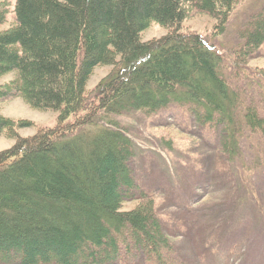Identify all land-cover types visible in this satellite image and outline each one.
I'll return each instance as SVG.
<instances>
[{"label":"trees","instance_id":"1","mask_svg":"<svg viewBox=\"0 0 264 264\" xmlns=\"http://www.w3.org/2000/svg\"><path fill=\"white\" fill-rule=\"evenodd\" d=\"M236 0H15L14 24L2 29L0 103L21 98L56 115L55 125L32 136L25 120L0 115V264H120L123 254L164 264L167 237L131 175L130 139L116 118L153 114L171 104L189 107L199 125L219 128L234 156L242 128L264 149V112L243 107L227 83L225 60L200 35L182 31L189 9L215 20L224 32ZM264 7L240 33L234 54L243 63L264 45ZM151 23L168 30L141 40ZM97 66L112 67L93 89ZM172 264V263H171Z\"/></svg>","mask_w":264,"mask_h":264},{"label":"rangeland","instance_id":"2","mask_svg":"<svg viewBox=\"0 0 264 264\" xmlns=\"http://www.w3.org/2000/svg\"><path fill=\"white\" fill-rule=\"evenodd\" d=\"M8 8L2 29L14 24L15 0H0ZM264 0H236L224 32L213 30L215 20L189 9L182 31L200 35L225 60L222 74L236 90L243 107L264 112V45L245 62L235 63L234 54L244 39L241 32ZM264 15V14H263ZM168 30L151 23L141 33L142 41L158 39ZM112 70L97 66L86 85L93 89ZM11 72L0 84L15 78ZM0 115L25 120L33 127L21 129L19 136H32L40 128L55 125L56 115L32 109L21 98L0 103ZM117 120L132 142L129 161L132 178L143 200L122 204L129 211L148 200L161 223L170 249H164V264H264V149L258 134L242 128L237 153L223 149L220 129L199 125L188 106L171 104L153 114L133 112ZM0 138V151L13 145ZM120 264L145 262L140 255H125Z\"/></svg>","mask_w":264,"mask_h":264}]
</instances>
